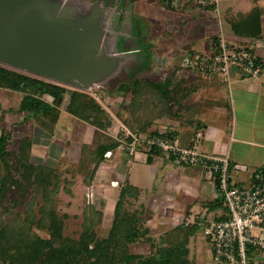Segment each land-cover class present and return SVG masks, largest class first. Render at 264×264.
Segmentation results:
<instances>
[{"label":"rangeland","instance_id":"374dc122","mask_svg":"<svg viewBox=\"0 0 264 264\" xmlns=\"http://www.w3.org/2000/svg\"><path fill=\"white\" fill-rule=\"evenodd\" d=\"M143 2L146 16L136 18L141 20L139 26L140 36H143L147 43L152 45V56L149 61L151 69L146 73L148 72L150 77H162L186 72L185 81L187 85L192 90L196 88L199 91V75L192 69L187 68L184 70L181 62H169L167 64L166 59L169 60L171 54L167 53L169 50L165 51V48H163L171 42L177 43L182 40H186L189 45L194 42L198 43L199 20L192 18L191 15H185L183 9L177 13L165 11L164 6L159 1L157 3L153 0H143ZM260 2L264 3V0H260ZM227 4L224 0H221L220 10L223 11ZM169 21H172L175 26L174 32H170L173 34L169 33ZM194 48L190 49L199 51V45H195ZM90 95L102 106L111 120V125L105 131L107 137L119 140L121 144L120 147L109 154L108 159L100 164L97 169L96 177L91 181V187L94 186L95 190L93 197L87 194L90 191L85 181L87 173L91 171L89 157L91 156L90 153L97 148L98 133L93 126L82 122L66 111L70 100L69 94L57 105L58 109L56 111H52L48 116L38 117L25 116L20 112L18 105L22 103L23 94L20 93L11 104L3 102L0 95V136L3 133L8 139L10 138L7 145L9 150L18 151L23 140L27 137L30 138L33 143L31 161L35 165L56 170L60 179L57 191L51 186L53 192L50 197L41 191L34 192V188H31L23 196L18 194L14 198L5 200L4 203L8 205L10 214H6L5 210L0 209V216L5 215L2 217L6 222L12 223L15 230L18 229V221L25 224L28 217L33 218L34 225L30 223L29 234L32 233V236L36 235L44 240L51 239L49 229L51 221L48 222V220L52 213L59 222L63 223V238L72 240L80 238L86 230V221L93 218L96 223H94L95 225L89 231V234L93 238L103 239L110 233L115 206L119 199L118 196L125 175L130 173V179L132 176L130 182L135 186L146 187L147 194H141L140 190L138 198L128 199L126 209L130 213L141 215L143 229L149 227V238L132 245L129 249L132 254L148 256L155 253L156 248L164 243L166 236L178 226L177 224L182 223L180 222L182 221L181 218L185 220L184 223H187L188 219L197 221V218H199V221H203V219L212 220L214 212L210 211L207 203L211 199L220 198L214 183L201 179V187L205 192L199 193V197L202 196L201 199L207 197V200H209H201V202L199 199L194 206L187 209L189 200L193 202L195 198L190 194V196L186 195L187 193H179L181 188L177 186L179 185L177 182L173 181L175 175H171L170 179L167 178V173L176 169L171 162L167 161L164 168H160L156 164L153 166L140 165L138 164L140 161L146 160L143 156L145 150H139L136 155H131L129 150L131 145L127 143V138L131 133L128 124L135 121L136 115L139 114L125 102L124 95L119 94L117 91L112 93L105 91L90 92ZM48 102L52 104L53 100L49 99ZM150 104L148 105L150 114L153 118H158L152 123V127L146 136L155 131L175 130L180 129L181 126H192L188 119L168 118L165 111H161L160 106L155 104L158 106L156 107ZM187 104L199 113V95L193 98L190 97ZM156 112H159V114ZM141 136L145 137L144 134ZM85 146H87V149ZM196 148L200 151L199 144L196 145ZM178 172L183 173L184 169L178 168ZM231 175L234 182L246 179L241 174L236 173L235 169ZM161 195L173 196L174 198H172L173 200L169 198L161 199ZM87 198L91 200L90 202L94 206L93 214L92 209L87 211ZM184 199L186 202L183 201ZM12 200L18 202L15 207ZM168 201L176 206L168 207V203H166ZM50 208L52 212L46 215L45 210H50ZM219 210L226 212L223 209ZM95 212H101L100 221ZM211 212V216L206 217V214ZM192 216L194 217L191 218ZM44 220L48 226L39 228L38 222ZM12 232L14 231L12 230ZM17 232L23 233L24 231L17 230ZM199 234V238L203 244H206L207 248L208 244L202 236L203 233L200 231ZM151 243L154 244L155 248L151 249Z\"/></svg>","mask_w":264,"mask_h":264},{"label":"trees","instance_id":"16d2710c","mask_svg":"<svg viewBox=\"0 0 264 264\" xmlns=\"http://www.w3.org/2000/svg\"><path fill=\"white\" fill-rule=\"evenodd\" d=\"M241 17L232 24L233 32L239 36L259 38L262 34L259 9L255 8L249 15ZM0 88L23 93L24 98L20 112L35 117L48 116L52 111H56L57 105L69 94L70 100L66 111L73 117L93 126L98 133L97 148L90 153L89 157L91 171L87 173L85 181L90 191L87 194L93 197L95 190L94 186L91 187V181L96 177L97 169L108 159L109 154L121 145L119 140L107 137L105 133L111 125V120L102 106L90 94L69 90L66 87L2 66H0ZM117 92L123 94L125 102L139 114L136 115L135 121L128 124L132 134L146 136L152 123L158 118H153L150 114L148 108L150 103L160 106L161 111H165L168 118L188 119L194 131L199 130V126L196 124L198 111H194L187 104L195 90H192L185 79L179 77L178 73L171 76L150 77L147 72L132 83L120 84ZM49 99H53L52 104H49ZM156 113L159 114V112ZM157 134L158 132H153L148 136ZM9 139L3 133L0 136V209L5 210L6 214L10 213L8 205L4 203L5 200L14 198L18 194L23 196L31 188H34V192L41 191L50 197L53 192L51 186L57 191L60 180L56 170L35 165L31 161L33 143L30 138L27 137L23 140L22 146L16 152L9 150L7 146ZM127 140V143L131 145L133 139L129 137ZM85 148L87 149V146ZM161 154L156 148L148 149V163L152 164L153 157ZM139 194V188L130 183L127 174L115 206L110 233L103 239L93 238L89 234L96 223L93 218L86 221V230L78 240L64 239L62 235L63 223L59 222L53 213L50 214L51 208L44 212L46 215L50 214L48 220V222L51 221L49 224L50 240L41 239L36 235L32 236V233L29 234L30 223L34 225L33 218L28 217L25 224L18 221L17 230L24 231L18 233L12 223L6 222L2 217L5 215H1L0 264H192L188 259L187 246L190 237L198 229L195 225L190 227L181 224L173 229L166 236L162 246L156 248L155 253L148 256L131 253L129 249L132 245L149 238V230L142 228L141 215L130 213L126 209L128 199H136ZM88 199L87 211L92 209L93 214L95 209L91 200L88 201ZM17 203L14 202V207ZM209 209L210 211L226 210L223 199L220 197L211 202ZM95 213L100 221L101 212ZM86 218L88 219L87 215ZM47 226L45 220L38 222L39 228ZM151 246V249L155 248L152 243Z\"/></svg>","mask_w":264,"mask_h":264},{"label":"crops","instance_id":"0c3cea01","mask_svg":"<svg viewBox=\"0 0 264 264\" xmlns=\"http://www.w3.org/2000/svg\"><path fill=\"white\" fill-rule=\"evenodd\" d=\"M190 1L183 7V12H185V15H191L192 18L199 20V42L189 45L186 40H182L177 43L171 42L168 46L163 47L165 51L169 50L167 53L171 54L170 58L168 57L169 60L166 59L167 64L169 62H181L184 70L187 68L191 69L190 62L192 58L197 54L208 53L214 41L222 34L232 48H246L258 58L260 73L258 77L253 78L244 75L240 71H235L232 73L229 82H226L220 76L207 77L199 75V91L193 88L195 92L191 96L193 98L199 95V113L196 119V124L199 126L197 132L202 133V138L199 142H196L197 132L194 131L192 126H181L180 129H165L155 132H158V136L173 135L182 148H190L199 144L200 152L207 156L229 158L231 161V174L235 169L236 173L246 178L239 182L236 181L237 185L246 186L250 183L255 171L264 172V3H261L260 0H224L228 4L223 11L220 10V16H217L212 10L200 8L195 3V0ZM255 8L259 9L261 14V36L259 38H250V36L236 35L232 30V24L242 18L241 16L249 15ZM168 23L169 33L174 32L175 26L173 22L169 21ZM186 30L188 31V29ZM195 45H199V51L194 50ZM185 76L186 72L179 73L180 78L185 79ZM0 95L3 102L11 104L20 95V92H12L0 88ZM20 106L21 103H19L18 107ZM22 114L27 116L26 113ZM142 149L145 150L143 156L146 160L140 161L138 164L149 166L156 164L160 168L165 167L168 160L162 154L153 157L152 164H149L148 150L140 147L138 151ZM175 168L174 171L167 173V178L170 179L171 175H175V178H172H174L173 181L179 184L177 186L181 188L179 193H187L186 195H191L195 198L193 202L189 200L188 206L185 207L189 209L199 199L200 201H206L207 197L203 196L204 199L200 198L202 196L199 197V193L205 192L201 187V181L212 182L208 179L206 173L201 168L177 166ZM178 168L184 169V172L179 173ZM130 180L132 181V176L131 179L129 177ZM130 183L132 184V182ZM132 185L135 186L134 184ZM135 187L141 190V194H147L146 187ZM164 198L173 200L172 198L174 197L165 195L161 199ZM215 200L216 198L209 200L207 206L209 207V204ZM183 201L186 202L185 199ZM166 203H168V207L176 206L171 201ZM212 212H214L212 220L203 219V221H199V218H197V221L188 219L187 223H184L183 221L185 220L181 218L182 221L180 222L185 225L198 227L197 231L190 237L187 246L188 259L192 264H215L212 261V248H210L211 245L204 231L212 221L220 220L222 217H226L227 214L222 212V210ZM212 212L206 214V217L211 216ZM182 223L177 225L179 226ZM200 231L208 244L207 248L206 244H203L199 238ZM249 262L250 264H264V253L251 254Z\"/></svg>","mask_w":264,"mask_h":264},{"label":"water","instance_id":"95a60500","mask_svg":"<svg viewBox=\"0 0 264 264\" xmlns=\"http://www.w3.org/2000/svg\"><path fill=\"white\" fill-rule=\"evenodd\" d=\"M162 2L173 12L179 4ZM144 8L143 0H0V66L86 94L115 92L151 69L136 18Z\"/></svg>","mask_w":264,"mask_h":264},{"label":"built area","instance_id":"2783aa9c","mask_svg":"<svg viewBox=\"0 0 264 264\" xmlns=\"http://www.w3.org/2000/svg\"><path fill=\"white\" fill-rule=\"evenodd\" d=\"M221 0H195L200 8L212 10L220 16ZM258 58L248 49L232 48L224 35L214 41L208 53L192 58L191 69L202 76H220L226 82L232 73L240 71L256 78L260 68ZM133 139L131 154L138 148L158 149L165 159L177 167L201 168L212 181L223 199L227 216L212 221L204 231L212 248L215 264H250L251 254L264 253V172L255 171L250 183L238 186L231 175L229 158H218L201 153L196 146L182 148L173 135L139 136ZM202 133H196V142Z\"/></svg>","mask_w":264,"mask_h":264},{"label":"flooded vegetation","instance_id":"af4514ba","mask_svg":"<svg viewBox=\"0 0 264 264\" xmlns=\"http://www.w3.org/2000/svg\"><path fill=\"white\" fill-rule=\"evenodd\" d=\"M154 2H157L158 3V1H159V3L161 4V5H163L164 6V10L165 11H170V12H173V11H171L169 8H168V5H167V3L166 2H162L163 0H153ZM191 1L190 0H179V4L177 5V10L175 11V13H177V12H179V11H181L182 9L184 10V8L183 7H185V5H186V3H190ZM154 4V3H153ZM174 6V4H172V7Z\"/></svg>","mask_w":264,"mask_h":264}]
</instances>
